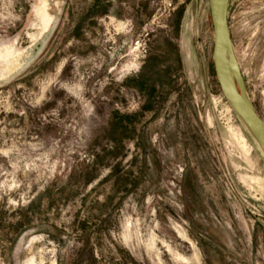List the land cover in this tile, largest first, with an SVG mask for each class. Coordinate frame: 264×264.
<instances>
[{"label": "rangeland", "instance_id": "rangeland-1", "mask_svg": "<svg viewBox=\"0 0 264 264\" xmlns=\"http://www.w3.org/2000/svg\"><path fill=\"white\" fill-rule=\"evenodd\" d=\"M227 26L264 122V0ZM212 47L209 0H0V264H264Z\"/></svg>", "mask_w": 264, "mask_h": 264}, {"label": "water", "instance_id": "water-1", "mask_svg": "<svg viewBox=\"0 0 264 264\" xmlns=\"http://www.w3.org/2000/svg\"><path fill=\"white\" fill-rule=\"evenodd\" d=\"M229 0H209L213 31L211 60L219 88L232 110L257 144L264 160V122L255 112L245 93L243 80L234 58L228 34Z\"/></svg>", "mask_w": 264, "mask_h": 264}]
</instances>
